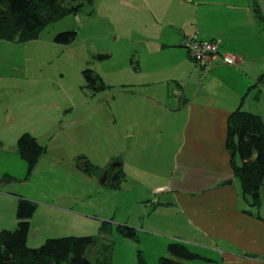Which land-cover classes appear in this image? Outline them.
Masks as SVG:
<instances>
[{
	"label": "crops",
	"instance_id": "0c3cea01",
	"mask_svg": "<svg viewBox=\"0 0 264 264\" xmlns=\"http://www.w3.org/2000/svg\"><path fill=\"white\" fill-rule=\"evenodd\" d=\"M139 1L152 18L126 20L146 29L139 37L128 38L139 44L137 57L130 60L131 68L126 67V77L117 79V84L107 81L104 90L91 89L109 131L108 143L100 147L104 160L95 165L81 154L67 165L94 187V177L83 169L86 162L102 171L109 162L119 163L109 176L122 175L117 185L106 184L115 191L107 193L116 196L115 210L120 206L122 214L127 206L141 222H116L134 227L140 236L137 242L141 239L145 245H154L156 260L170 257L167 246L176 241L205 258L186 264H264V220L254 216L253 210L252 214L245 212L249 207L235 182L226 147L228 118L237 108L259 115L264 122L257 104L264 92V85L258 82L264 71V31L252 0ZM194 33L200 39L217 40L222 53L236 56L235 63L226 65L216 58L209 66L197 65L181 45L184 35ZM0 41L9 43V53L12 44H21ZM16 76L14 81L0 74L1 104L8 106L13 93L14 97L21 95L19 105L25 106L27 91L38 87V81L27 75ZM51 126L54 128L53 122ZM15 128L0 122V176L13 178L0 181V231L15 227L19 198L40 200L23 186H15L29 179L16 143L21 134H31ZM4 130L11 131L9 141ZM86 194L91 197V191ZM43 200L30 219L28 238L31 234L34 242L55 236L52 232L41 236L42 226L53 221L55 209L58 214L74 211L50 197ZM259 213L264 216V189ZM108 214L104 218H110L107 222L113 226L114 217ZM100 235L111 240V233Z\"/></svg>",
	"mask_w": 264,
	"mask_h": 264
},
{
	"label": "rangeland",
	"instance_id": "374dc122",
	"mask_svg": "<svg viewBox=\"0 0 264 264\" xmlns=\"http://www.w3.org/2000/svg\"><path fill=\"white\" fill-rule=\"evenodd\" d=\"M139 2L92 0L91 3L85 2L76 15L68 14L48 24L40 31L38 38L12 44L10 53L9 43L0 41V74H6L8 79L13 80L14 77L17 78L16 75H27L30 80L38 81L37 88L27 91L25 106L19 105L21 95L14 97L13 93L8 106L0 103V122L16 126L18 131L24 129L30 132L45 147L36 171L28 175L27 182H19L15 186H23L40 200L25 199L41 204L43 199L50 197L53 202L60 201L64 209H74L62 214L54 210L56 215L53 221L42 226L45 229L41 231V236L45 234L46 237L52 233L55 235L47 238L100 236L99 226L103 221H109L110 218H104L109 212V217H114L113 231L109 236L112 240V258L110 256L109 264H138V250L142 251L146 264H157V248L152 244L145 245V240L137 242L119 234L115 228L117 220H135L137 225L141 221L134 217L127 206L123 207L125 213H120V206L115 210L116 196L107 193L115 191L100 183L103 174L101 169L93 168L91 175L96 183L92 187L84 177L77 176L67 163L81 154L90 157L93 164L104 160L100 147L108 143L109 131L103 124L106 119L100 106H95L96 97L87 86L82 71L91 69L94 78L98 81L102 78L104 83L114 81L109 82L111 85L117 84V79L126 77L125 69L130 67V60L137 57L135 50L139 45L130 39L137 35L139 37L142 31H146L145 27L126 20L132 16L141 19L145 17V20L152 18L147 8ZM256 2L264 15V0ZM71 29L76 31V37L71 43L64 45L54 42L55 34ZM124 32H128L130 36ZM102 54H108V57H102ZM113 90L116 91L117 87L114 86ZM104 94L105 91L100 93L99 98ZM257 104L264 115V92L259 96ZM52 122L54 128L51 126ZM3 132L6 141H9L8 133L11 131ZM54 156L61 159L57 158L56 162ZM235 182L239 183L237 178ZM89 191L91 197L86 198V192ZM45 239L34 242L30 234L27 242L31 245H27L38 247ZM96 245L99 246L98 243ZM96 252V248L90 249L88 257L92 264Z\"/></svg>",
	"mask_w": 264,
	"mask_h": 264
},
{
	"label": "trees",
	"instance_id": "16d2710c",
	"mask_svg": "<svg viewBox=\"0 0 264 264\" xmlns=\"http://www.w3.org/2000/svg\"><path fill=\"white\" fill-rule=\"evenodd\" d=\"M85 2L91 3L92 0H0V39L17 43L36 39L40 31L51 22L68 14L79 13ZM252 6L264 31V16L256 0H252ZM75 37L76 31L71 29L55 34L53 40L66 45ZM101 56L108 57L107 54ZM82 73L90 89L99 91L104 88L101 78L99 81L94 78L91 69H85ZM258 82L264 85V71L259 75ZM16 145L20 158L26 162L28 176L33 172L45 147L29 133L21 134ZM226 147L230 153L234 177L239 182L240 194L249 207L245 212L252 214L253 210L254 216L264 220V216L259 213L264 189V122L261 117L240 107L234 110L228 118ZM94 167L86 162L83 169L92 174ZM105 169L108 175L103 184L117 185V178L122 173L110 179L109 175L116 172L117 168L107 166ZM12 179V176L4 174L0 181L4 183ZM36 207V202L19 198L15 227L0 231V264H92L88 257L91 248L97 249L94 264H109L111 241L103 240L102 235L50 237L38 247L28 246L30 219ZM112 228L110 222L103 221L99 232L107 235L112 233ZM115 228L122 237L138 241L134 227L117 224ZM167 251L170 257L160 256L157 264H186L187 261L203 258L190 251L182 242H170ZM136 255L138 264H146L142 251L138 250Z\"/></svg>",
	"mask_w": 264,
	"mask_h": 264
},
{
	"label": "built area",
	"instance_id": "2783aa9c",
	"mask_svg": "<svg viewBox=\"0 0 264 264\" xmlns=\"http://www.w3.org/2000/svg\"><path fill=\"white\" fill-rule=\"evenodd\" d=\"M181 45L185 48L190 59L200 67L209 66L216 58H220L226 65H233L236 61L234 54L220 51V45L217 40L200 39L197 33L184 35Z\"/></svg>",
	"mask_w": 264,
	"mask_h": 264
},
{
	"label": "water",
	"instance_id": "95a60500",
	"mask_svg": "<svg viewBox=\"0 0 264 264\" xmlns=\"http://www.w3.org/2000/svg\"><path fill=\"white\" fill-rule=\"evenodd\" d=\"M118 165H119V163H117V162H113L112 164H110V166H113V167H116ZM106 176H107V170H104L103 174H102V177L100 178V183L101 184H103L105 182Z\"/></svg>",
	"mask_w": 264,
	"mask_h": 264
}]
</instances>
